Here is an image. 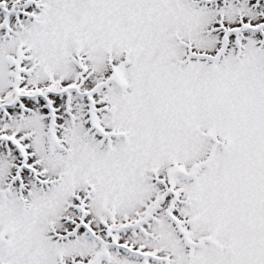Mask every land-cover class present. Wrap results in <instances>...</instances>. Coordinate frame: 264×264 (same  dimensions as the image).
Returning <instances> with one entry per match:
<instances>
[{
	"label": "snow or ice",
	"instance_id": "snow-or-ice-1",
	"mask_svg": "<svg viewBox=\"0 0 264 264\" xmlns=\"http://www.w3.org/2000/svg\"><path fill=\"white\" fill-rule=\"evenodd\" d=\"M0 264H264V0H0Z\"/></svg>",
	"mask_w": 264,
	"mask_h": 264
}]
</instances>
